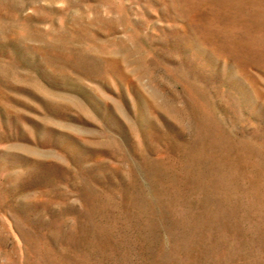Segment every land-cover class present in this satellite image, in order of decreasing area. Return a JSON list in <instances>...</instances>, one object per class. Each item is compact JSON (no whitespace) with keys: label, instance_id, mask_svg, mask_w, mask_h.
Here are the masks:
<instances>
[{"label":"rangeland","instance_id":"374dc122","mask_svg":"<svg viewBox=\"0 0 264 264\" xmlns=\"http://www.w3.org/2000/svg\"><path fill=\"white\" fill-rule=\"evenodd\" d=\"M0 264H264V0H0Z\"/></svg>","mask_w":264,"mask_h":264}]
</instances>
